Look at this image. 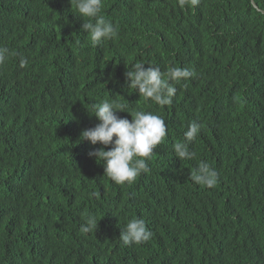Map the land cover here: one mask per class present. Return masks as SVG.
Wrapping results in <instances>:
<instances>
[{"label":"trees","instance_id":"trees-1","mask_svg":"<svg viewBox=\"0 0 264 264\" xmlns=\"http://www.w3.org/2000/svg\"><path fill=\"white\" fill-rule=\"evenodd\" d=\"M253 1L103 0L118 37L93 46L71 0H0V46L15 53L0 64V264H264V0ZM138 61L194 75L159 106L128 87ZM105 99L167 127L131 184L79 141ZM193 121L196 155L179 160ZM200 161L215 187L191 181ZM88 215L98 226L84 234ZM133 217L152 237L125 247Z\"/></svg>","mask_w":264,"mask_h":264},{"label":"clouds","instance_id":"clouds-1","mask_svg":"<svg viewBox=\"0 0 264 264\" xmlns=\"http://www.w3.org/2000/svg\"><path fill=\"white\" fill-rule=\"evenodd\" d=\"M199 2L200 0H177L180 7L190 4L194 8ZM102 4L103 0H71L76 15L83 20L82 29L87 32L93 46L118 37V29L110 20L100 15ZM9 55L15 53H10L7 47L0 46V64H3ZM27 65L28 60L21 57L19 66L25 68ZM145 65L143 61L134 63L131 69L125 72L126 82L128 87L144 100H150L159 106L171 105L177 92L175 84L194 75L187 68L169 66L162 72L158 66ZM118 112H128L131 120L119 117ZM89 114L93 115L98 123L82 130L79 141L101 145L90 150L88 156L101 161L104 175L120 185L131 184L141 174L150 172L146 161L167 134L163 118L143 110L129 112L123 103L108 99L93 104ZM200 127L198 123L191 122L183 133V140L173 145L177 159L191 160L195 157V152L189 150V144L196 140ZM190 179L195 184L213 188L218 182V173L207 162L200 161L191 172ZM98 221L94 215H88L80 226L81 233L87 234L97 229ZM151 237L152 232L147 228L146 221L141 217H133L123 225L118 238L126 247L143 244Z\"/></svg>","mask_w":264,"mask_h":264},{"label":"water","instance_id":"water-1","mask_svg":"<svg viewBox=\"0 0 264 264\" xmlns=\"http://www.w3.org/2000/svg\"><path fill=\"white\" fill-rule=\"evenodd\" d=\"M252 3H253V5H254L255 7H257L253 0H252ZM261 12L264 13V10H261Z\"/></svg>","mask_w":264,"mask_h":264}]
</instances>
